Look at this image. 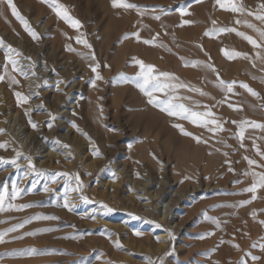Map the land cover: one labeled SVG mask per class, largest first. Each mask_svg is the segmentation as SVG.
<instances>
[{
	"label": "rangeland",
	"instance_id": "374dc122",
	"mask_svg": "<svg viewBox=\"0 0 264 264\" xmlns=\"http://www.w3.org/2000/svg\"><path fill=\"white\" fill-rule=\"evenodd\" d=\"M38 1L47 14H40L36 20L22 15L39 34L38 39H33L28 33L30 42L37 47L42 44L43 51L25 50L22 38L6 43L21 53L14 58L28 75L13 73L19 80L18 91L29 96L21 107L28 111L29 121L37 127H27L22 117L2 119L8 114L0 109V129H4L0 137L7 140L6 149H0V157L8 161L0 163V191L7 186L10 197L13 183L24 189L16 200L6 201L5 211H0L3 221L0 231L34 216L57 219H31L23 228L6 235L0 243V264H161V260L163 264H239L241 260L246 264H264V251L258 246L264 243V225L259 223L264 220V189H258V198L250 204L231 207L252 196L242 191L252 183L251 176L243 175L252 170L244 157L264 163L253 147L255 143L264 151V129L246 127L244 147H241L237 136L239 126L232 123L241 120L264 123V71H261L264 61L257 58L258 51L264 56V49H254L235 33L217 35L214 28L236 27L259 39L258 33L245 24H236L237 14L222 10L215 0H129L140 6L139 11L113 8L111 0H57L81 22L79 28L58 17L51 0ZM260 2L243 0L245 7L253 11ZM182 9L188 14L182 15ZM156 16L160 19H155ZM49 18H53L64 38L61 59L46 55L50 45L39 26ZM239 18L264 28L254 17L245 14ZM183 20L194 23L181 26ZM212 21H216L215 26ZM206 31L213 34L205 36ZM134 32L140 33L141 41L131 35ZM156 33L159 36L155 45L143 43V39H150ZM77 36L86 39L91 48L77 43ZM161 42L166 47H160ZM222 48L246 52L249 59L229 60ZM133 58L155 65L158 71L175 74L179 82L190 88L202 89L208 95L189 88H179L174 94L193 110L211 109L224 130L211 133L190 120L170 117L149 105L147 97L131 79L139 71ZM193 60L213 64L225 81H237L235 94L224 93L217 86L215 73L203 65L185 66V61ZM96 63L103 79L96 80L94 86L95 73L89 64ZM30 64L34 68L29 69ZM44 68H47L45 72ZM68 71H73L72 75ZM55 76L61 78L59 89L50 93L44 87ZM239 82L249 84L259 96H252ZM58 92L62 106L52 100V95ZM156 95L165 98L163 93ZM225 99L227 102L221 103ZM34 103L39 105L35 107ZM229 103L242 105V110L230 108ZM75 104L82 112L73 121L80 131L73 128V122L66 127L65 120L69 119L61 114L66 106ZM53 115L55 120L51 119ZM176 123L200 136L201 142L183 135L173 127ZM39 131L43 133L41 137L34 138ZM20 148L26 149L24 156L31 157L37 171L20 165L22 158L16 157ZM97 150L99 154H95ZM14 159L15 164L11 163ZM226 160L231 162L234 172L228 170ZM45 161L53 163V167L41 165ZM123 164L132 168L136 185L117 173L116 167ZM254 170L264 171L258 167ZM77 173L83 188L72 192L77 186L74 179ZM138 183L142 185L137 188ZM143 189L146 193L156 191L157 195L147 197L142 194ZM66 191L74 205L71 211L63 207ZM175 192L180 196L175 197ZM170 198L175 201L169 202ZM9 202L31 206L9 209ZM175 208L177 215L169 223ZM253 211L255 216L251 215ZM205 213L218 219L219 227ZM158 215L164 217L163 222ZM210 232L214 234L200 238ZM161 234L166 236L161 238L158 236ZM237 244L238 248L233 246ZM33 247L37 251L30 254ZM252 256L260 259L253 260Z\"/></svg>",
	"mask_w": 264,
	"mask_h": 264
},
{
	"label": "snow or ice",
	"instance_id": "6c2138e0",
	"mask_svg": "<svg viewBox=\"0 0 264 264\" xmlns=\"http://www.w3.org/2000/svg\"><path fill=\"white\" fill-rule=\"evenodd\" d=\"M46 3L49 2V0H45ZM6 3L7 7L11 10V14L22 23L24 29L26 32H28L33 39H38L39 34L30 26L29 22L25 19V17L18 11L16 4L13 2V0H0V4ZM215 3L219 5V7L222 10L229 11L233 14H237V17L235 19L236 24H245L248 28L253 29L255 32L258 33L259 39L254 38L251 35L246 34L245 32L238 31L236 27H219L214 28L215 34H221V33H235L239 37L246 40L249 44L252 45L254 49H264V28L257 27L256 24L252 23L248 19H240V16L247 15L249 17H254L255 20L259 21L262 25H264V0H261V2L258 4L257 10H249L245 7L243 0H215ZM52 6L55 8L56 14L58 17L63 18L65 21L70 23V25L73 28H79L81 27V22L77 19H74L69 12L67 11L66 7L62 4H58L57 0H51ZM111 5L113 8L123 9L125 11L129 9H136L139 11V5L135 3L129 2V0H111ZM143 12H140V15H143ZM181 14L185 15L188 14L186 10L182 9ZM155 19L159 20L160 17L156 16ZM194 21L190 20H183L181 26L192 24ZM213 26L216 25V21H212ZM212 32L206 31L204 33L205 36L212 35ZM132 36L135 37V39L139 42L141 41L142 37L139 32L131 33ZM159 36V33H156L154 36H152L150 39H143V43L145 45H155L157 42V37ZM127 38V34L125 36ZM75 40L77 43L83 44L87 48H91V45L88 43L86 39H81L80 36L75 37ZM160 47H166L162 42L159 45ZM0 47H4L6 49V56L5 59L8 61V63L11 65L13 72H19L24 76L28 75V72L24 69V67L20 66L19 61L15 59L14 57H18L21 55V53L13 48L12 45H5V42L2 37H0ZM68 47V50L75 51V49ZM201 49H203L202 45H199ZM171 51V49H168ZM221 52L229 59H235L238 57H242L244 59H249L248 53L231 50L228 49H221ZM257 58L264 61V56H261L260 52H257ZM27 59H31V57H27ZM92 59L95 61V54L92 53ZM182 60L184 58H181ZM133 62L139 66V71L136 73L135 77H132L131 79L135 82L136 87L147 97V103L149 105H153L160 109V111L166 113L170 117H176L184 120H190L194 125H199L200 127L207 128V130L211 133H217L220 131H223V125L215 118V114L211 111V109H205L204 111H196L193 110L190 106L186 105L185 103L180 102L182 98H178L174 93L179 88H189L190 91L199 92L201 95H208L205 93L202 89L199 88H190L189 85L184 84L182 82L178 81V77L175 76V74L167 72V71H158L155 67V65L152 64H146L143 60L133 58ZM189 63L191 66L196 67L203 65L205 68L211 70L215 73L216 79H217V86L221 88V90L226 94H235L234 93V85L237 84V81H225L221 78L218 71H216L215 66L213 64L205 63L204 61L200 60H193V61H185V66H188ZM34 64L28 65V68H34ZM99 64H89V67L93 73H95V79L92 80V84L95 86L96 80H102L103 77L100 75V73L97 71L99 68ZM255 66V64H253ZM261 71H264V68H261ZM5 72L7 74L8 67L5 65ZM35 75V72L32 73ZM123 75V74H122ZM138 78V79H137ZM255 78V77H253ZM9 87H12L13 85L19 84V80H17L14 76L9 75ZM127 77H125V80L127 81ZM5 80V76H0V82H3ZM240 87L245 89L248 93H250L252 96H259V93L255 91L252 87L249 86V84L245 82H239ZM156 93H163L165 98L161 99L160 96L156 95ZM35 95V93H33ZM14 96L16 97V101L18 105H22L28 102L29 96L24 95L20 91H15ZM190 100L191 97H188ZM227 99L222 100L221 103H226ZM230 108H233L234 110H242V105L239 104H231L228 105ZM28 111L25 110V115H28ZM55 116H51L52 120H55ZM31 123V126L33 128H36L37 125L35 123ZM233 124H238L239 131L237 133L238 139L240 141V146L244 147V139H245V130L246 127H252V128H262L264 129V123H259L256 121H250V120H241L239 122L232 121ZM49 127H51V124H49ZM173 127L180 130V132L185 136H190L193 139L196 140V142H201V137L194 135V133L186 131L184 127L179 124H173ZM73 128H76L77 131H80L78 126L73 122ZM4 131V129H0V132ZM85 135H87L85 133ZM59 143V141H57ZM203 143L207 144V140H203ZM64 147H70L69 145H63ZM7 142H0V148H6ZM253 147L256 150L257 155L261 157L262 160H264V151L261 150V148L253 143ZM95 154H99L98 150ZM23 153L17 152L16 157L19 158L22 156ZM225 156H227V153H225ZM28 160V167L32 171H37L34 164L31 161V157H25ZM244 159L247 161V164L250 168H252L251 171L244 172L243 175L245 176H251L252 177V183L250 186L245 187L242 189L243 192L251 193L252 196L248 200H241L238 205H231V207H242L244 205L250 204L253 200L257 199V191L258 189H264V171H255L254 169L256 167L264 169V163H259L256 159L249 158L247 156L244 157ZM8 161H5L4 158L0 157V163H7ZM15 159L11 161V163L15 164ZM226 164H229L228 170L230 172H234L235 170L230 166V161H225ZM58 175H67V173H60ZM90 175V173H89ZM74 179L77 182V186L75 188H72V192H80L83 188V182L80 180L79 174H75ZM186 179H190V177H186ZM236 183H240V181H236ZM35 187V185H33ZM45 191H48L49 189L45 188ZM24 191V189L20 188L17 184L13 183L11 187V195L9 197V190L8 187L5 186L3 191H0V211H5V203L9 200H16L21 193ZM82 199L85 202H88L87 197H83ZM29 204H12L8 203V208H15L16 210H20L23 208L30 207ZM63 207L68 209L69 211L72 210L74 205L71 203L70 199L68 198L67 191L65 194V199L63 203ZM102 207L107 208L108 211H113V209L108 208L107 205H102ZM264 211V210H262ZM251 215L255 216L256 212L253 211ZM205 216L207 219H211L217 227L220 225V221L213 217H207L206 213ZM94 218V217H93ZM31 219H57V217H47V216H34ZM31 219H25L21 223L14 224L7 229H4L0 231V243H3L5 240V236L9 233L15 232L17 229L23 228L25 224H28L31 222ZM0 223H3V221H0ZM259 223L261 225H264V220H260ZM156 227H160L159 224L156 225ZM44 231H47L45 229ZM34 233H25V235H33ZM214 233H205L200 238L203 239L205 236L213 235ZM136 235H141L140 233H136ZM14 239H19L22 237H13ZM264 239V238H262ZM157 241L159 242V237H157ZM223 243V241H221ZM119 246V245H118ZM234 247L238 248L239 245H233ZM252 247H257L256 244H252ZM262 251H264V243H260L258 245ZM215 250V249H213ZM36 248L29 249V253L36 252ZM253 260H258L260 257L252 256ZM161 264H163V260H161ZM216 264H219V262H216ZM239 264H246L244 260H241Z\"/></svg>",
	"mask_w": 264,
	"mask_h": 264
},
{
	"label": "bare ground",
	"instance_id": "6f19581e",
	"mask_svg": "<svg viewBox=\"0 0 264 264\" xmlns=\"http://www.w3.org/2000/svg\"><path fill=\"white\" fill-rule=\"evenodd\" d=\"M13 2L16 4L17 8L20 9V13L23 14V15H27L28 17L32 18L33 20H36V19H39V16H41L40 14H47V12L45 11V9L41 6L40 2L38 0H13ZM45 19V18H44ZM32 20V21H33ZM39 29L41 32H43L45 34V39H46V42L50 45L49 47V51L46 52V55L48 54L49 57H52L53 59H61L62 56H63V53L62 52V47L65 48V44H64V38H63V35L60 33L59 31V27L58 25L55 23V21L53 20V18H49L48 20H44L42 26H39ZM76 33V32H75ZM0 37L3 38L4 42H5V45L7 42H10V41H16L17 39L19 38H22L24 39L25 41V45H24V48L25 50H29V51H33V52H36V51H40L45 48L43 47V45L41 44V46L38 45V47L36 46V44L34 43H31L30 42V39L28 37V32L25 31L22 23L20 21H18L12 14H11V10L7 7L6 3H2L0 4ZM32 41V40H31ZM9 45V44H8ZM26 54V53H25ZM263 55V54H262ZM5 56H6V49L4 47H0V76H5V80L3 82H0V96H2L1 98H3V101L0 103V109H4L6 114L8 115H4L6 116L5 118H2V119H5L8 121L9 118H11L10 120H12L13 118H20L22 117L23 119V122L26 124L27 127H30V121L28 119V115H25V110L22 109L21 105H18L17 104V101H16V97L14 96V92L15 91H18V87H19V84H16V85H13L12 87H9V79H8V76L9 75H12L14 76V73L12 71V68H11V65L8 63V61L5 59ZM242 59V58H240ZM84 62H87V61H84ZM46 63V61H45ZM264 63V62H263ZM5 65H7L8 67V72L6 74L5 72ZM47 65V63H46ZM49 68V67H47ZM47 68H44L42 69L44 72L46 71ZM25 69V67H24ZM53 69V68H52ZM31 72V71H30ZM40 72V70H39ZM73 71H68V74L72 75ZM256 73V72H254ZM38 75V74H36ZM256 75V74H255ZM21 76V75H20ZM39 76V75H38ZM18 77V76H16ZM21 78V77H20ZM35 79V78H34ZM61 78L55 76L54 77V81L52 83H48V85L46 84L47 82H44V84H46V87H44L46 90H49L50 93L56 91L57 92V88L58 85L60 84L59 80ZM23 80V79H22ZM27 85H28V82L30 80V78L28 77L27 79H25ZM33 81V80H32ZM46 81V80H45ZM48 81V80H47ZM22 82V81H21ZM20 82V83H21ZM43 82V81H42ZM33 83V82H31ZM37 83V81L35 82V84ZM41 83V82H40ZM63 83V82H62ZM22 84V83H21ZM43 84V86H44ZM25 85V83L23 84ZM37 85V84H36ZM40 85V84H38ZM83 84H80V87L82 86ZM31 87V86H30ZM39 87V86H37ZM79 85H78V89L80 88ZM41 88V87H40ZM26 89H28L26 87ZM30 90V89H29ZM61 90V89H60ZM58 90V91H60ZM77 90V89H76ZM28 91V90H27ZM25 92V91H24ZM31 92V91H30ZM47 92V91H46ZM62 91H60L61 93ZM40 93V92H39ZM48 93V92H47ZM27 94V92H26ZM32 94V93H31ZM30 94V95H31ZM58 95L53 94L52 95V100L54 101V103H56L57 105H61L62 106V100H61V96L59 95V92L57 93ZM74 94V93H73ZM51 95V94H50ZM47 98V97H46ZM75 99V98H74ZM65 103V102H64ZM73 104V103H72ZM79 104V103H78ZM77 104V105H78ZM39 104L37 103H34L33 106H37ZM66 106V105H64ZM82 107V105H81ZM31 109V107H29ZM28 108V109H29ZM34 108V107H33ZM78 108H80L79 106L76 107V104L75 105H70V106H66V109L61 112V114H65L66 118L69 119V120H65V126L66 127H70L71 126V123L73 121H75V119H78L77 116H79L80 114H82L81 110H79ZM27 109V108H26ZM33 110V109H31ZM92 110V109H91ZM90 110V111H91ZM3 111V110H2ZM89 111V112H90ZM154 112V111H153ZM4 113V112H3ZM159 113V112H158ZM0 114H1V110H0ZM5 114V113H4ZM31 114V113H30ZM89 114V113H88ZM91 114V113H90ZM95 115V114H94ZM157 115V114H156ZM163 115V114H161ZM1 118V117H0ZM175 118V117H174ZM163 119V118H162ZM38 120V119H37ZM15 121V120H14ZM19 121V120H18ZM70 121V122H69ZM192 123V122H191ZM17 124V123H16ZM3 126V125H1ZM16 126V125H15ZM29 129V128H28ZM32 132V130H30ZM34 131V130H33ZM143 132H145V130L143 129ZM34 133V132H33ZM36 133V132H35ZM43 133L41 131H39L38 133H36V135H34V138L35 137H41ZM39 137V138H40ZM0 142H7V140H4V138H1L0 137ZM1 150H5L6 148H0ZM20 151H17V152H21L23 153L22 156H20L22 158V161L20 163V165H23L25 166V168L27 169H30L28 167V161H26L24 158V153L26 152V149H23V148H20L19 149ZM16 152V153H17ZM175 152V151H174ZM207 154V153H206ZM210 154V153H209ZM48 156V155H47ZM56 156V155H54ZM53 156V157H54ZM136 156V155H135ZM196 156V154H195ZM24 157V158H23ZM199 157V156H198ZM203 159V158H202ZM49 160V159H48ZM51 161V160H50ZM205 161V160H204ZM203 161V162H204ZM57 163V162H56ZM35 165V164H34ZM41 165H44V166H47V167H53V163H49V162H43L41 163ZM138 166V165H137ZM224 166V165H223ZM226 166V165H225ZM224 166V167H225ZM228 167V165H227ZM205 169V168H204ZM227 169V168H226ZM225 169V170H226ZM132 168H130L128 165H121V166H118L116 167V171L117 173H120L122 174L128 181L130 184H133V185H136V181L135 179H133V175L131 174V172H133ZM222 170V169H221ZM209 173V172H208ZM216 174V173H215ZM218 177V176H217ZM216 177V178H217ZM215 179V178H214ZM151 182V177L149 178V182ZM136 183V184H135ZM142 183V182H140ZM142 185V184H141ZM139 183H138V186H141ZM145 185V183H144ZM217 186V185H216ZM140 189V188H139ZM144 191L142 192L143 195H147L150 196V198H153L157 195V192L156 191H152L150 193H146L145 192V189H143ZM130 192V191H129ZM132 192V191H131ZM140 196V195H139ZM179 193L178 192H175V197H179ZM163 197L160 198V200L162 199ZM169 202H172V201H175L174 198H170L168 199ZM158 203V202H157ZM156 203V204H157ZM172 214L171 216L169 217V223L170 222H173V217H175L177 215V209L175 208L174 211H171ZM24 214V213H23ZM26 215V214H25ZM23 217V216H22ZM25 217V216H24ZM26 218V217H25ZM158 218H159V215H158ZM172 221H171V220ZM160 222H163L164 221V217H161L159 218ZM107 225V224H106ZM110 225V224H109ZM178 223L176 222L175 223V226L178 227ZM180 228V227H179ZM166 234V232H165ZM165 234H161V235H158L160 236L161 238H164L166 235ZM163 241V240H162ZM161 241V242H162Z\"/></svg>",
	"mask_w": 264,
	"mask_h": 264
}]
</instances>
